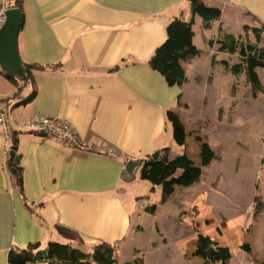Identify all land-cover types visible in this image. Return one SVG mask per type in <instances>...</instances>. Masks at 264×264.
I'll list each match as a JSON object with an SVG mask.
<instances>
[{"label": "crops", "instance_id": "crops-1", "mask_svg": "<svg viewBox=\"0 0 264 264\" xmlns=\"http://www.w3.org/2000/svg\"><path fill=\"white\" fill-rule=\"evenodd\" d=\"M201 1L218 8L220 17L204 27L202 17L193 16L192 43L200 53L181 61L186 80L170 86L149 59L173 18H191L190 0H21L18 52L23 63L42 68H32L31 81H19L20 89L0 73L23 185L22 194L12 185L0 131V264L11 249L29 244L42 249L56 241L90 252L99 242L116 247L141 238L139 212L130 214L123 199L131 182L122 179L126 161L166 147L173 157L168 112L180 121L185 112L193 116L198 95L201 110L213 100L223 103L238 77L223 63H236L238 54L220 51L210 40L229 34L254 43L251 28L264 35V0ZM33 89L32 100L17 104ZM38 115L67 122L86 149L19 128ZM137 176L139 169L133 180ZM134 248L145 264V249Z\"/></svg>", "mask_w": 264, "mask_h": 264}, {"label": "rangeland", "instance_id": "rangeland-1", "mask_svg": "<svg viewBox=\"0 0 264 264\" xmlns=\"http://www.w3.org/2000/svg\"><path fill=\"white\" fill-rule=\"evenodd\" d=\"M254 71L256 82L264 86V69ZM194 101V115L185 112L181 123L189 136L187 155L201 168L200 180L185 192L175 187L176 192L163 206L159 185L138 176L129 182L128 195L123 199L130 214L139 212L136 219L141 224V238L114 246L117 264H136L132 255L141 254L135 253V246L145 249V264H219L191 255L197 232L230 249L227 264L264 262V93H254L242 72L223 103L218 99L214 104L213 100L201 110L202 96ZM198 113L200 120L194 118ZM195 134L216 154L208 166L200 165ZM170 150L175 156L185 152V145L172 141ZM153 204V213L160 206L156 216L146 211ZM245 245L249 251L243 249Z\"/></svg>", "mask_w": 264, "mask_h": 264}, {"label": "trees", "instance_id": "trees-1", "mask_svg": "<svg viewBox=\"0 0 264 264\" xmlns=\"http://www.w3.org/2000/svg\"><path fill=\"white\" fill-rule=\"evenodd\" d=\"M16 7L20 9L21 26L23 24L22 2L16 0ZM191 18L183 20L180 17L173 18L166 26V39L158 46L149 59V64L155 71L159 72L168 85H180L186 80L185 72L181 66V61L189 60L198 55V50L192 43L193 16L199 15L204 21V27H208L211 20L220 17L218 8L205 6L201 0H190ZM255 36V42L243 41L241 36L222 35L215 40H210L209 45L219 44L218 50L228 53H237L238 61L232 65L226 61L223 63L226 70H230L235 76L245 73L246 80L250 83L254 93L256 91L264 93V86L258 84L255 77V68H264V35L260 28H251ZM29 74V81L32 79L31 69L42 68L41 65L29 64L24 62ZM0 73L8 80L17 85L19 81L12 75L0 68ZM26 81H20L22 85ZM19 88V87H18ZM20 89V88H19ZM36 94L33 89L27 96L17 104H25L32 100ZM168 121L172 126V136L176 144L184 146L186 143L187 132L178 116L168 112ZM195 141L200 144L199 160L202 167L208 166L215 159L216 154L209 145L195 134ZM17 139L11 132L9 142V154L7 155V166L10 171L12 185L15 186L20 194L23 193L21 167L18 165V156L10 157V151L16 152ZM178 173V174H176ZM202 171L200 166L194 165L193 160L185 153L169 156V147L163 148L157 158L146 156L139 168V177L147 180L152 185L161 187L160 203L165 202L174 192L175 187H188L200 180ZM156 205L146 207V211L153 213ZM195 248L192 252L193 257H199L206 263L217 262L227 264L231 258L230 249L221 246L217 240L210 236L197 232ZM38 244H29L23 249H11L8 252L6 264H26L33 262H47V264H117L114 253V245L107 242H99L92 247V251L84 252L80 249L56 241H48L42 249ZM245 251H249V246H243ZM132 262L142 264L141 259H134ZM124 264H131L126 262ZM259 264H264L260 262Z\"/></svg>", "mask_w": 264, "mask_h": 264}, {"label": "water", "instance_id": "water-1", "mask_svg": "<svg viewBox=\"0 0 264 264\" xmlns=\"http://www.w3.org/2000/svg\"><path fill=\"white\" fill-rule=\"evenodd\" d=\"M21 28L20 9L11 8L6 12V20L0 29V68L12 75L18 81H28L29 74L18 52V34ZM15 152L10 151V157L13 158ZM159 151L151 154V157L157 158ZM142 163L141 159H129L126 161L122 179L126 182L135 178L137 170Z\"/></svg>", "mask_w": 264, "mask_h": 264}, {"label": "built area", "instance_id": "built-area-1", "mask_svg": "<svg viewBox=\"0 0 264 264\" xmlns=\"http://www.w3.org/2000/svg\"><path fill=\"white\" fill-rule=\"evenodd\" d=\"M16 0H0V29L6 20L7 10L16 7ZM0 96V131L3 150L5 155L9 154V142L11 135V126L9 123V114L2 105ZM21 130H28L36 133H42L52 138L62 145L75 146L80 149H86L77 139L73 128L65 121L57 117L34 116L22 122L19 126Z\"/></svg>", "mask_w": 264, "mask_h": 264}]
</instances>
